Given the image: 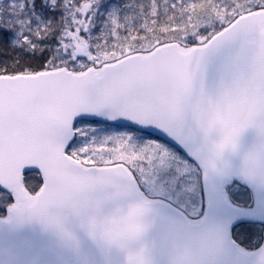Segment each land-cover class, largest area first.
<instances>
[{"label": "water", "instance_id": "95a60500", "mask_svg": "<svg viewBox=\"0 0 264 264\" xmlns=\"http://www.w3.org/2000/svg\"><path fill=\"white\" fill-rule=\"evenodd\" d=\"M80 119L128 125L177 146L201 169L197 219L148 197L123 163L67 154ZM26 171L43 178L35 194ZM247 186L252 204L227 192ZM0 264H264L233 239L264 224V8L203 45L164 43L81 71L0 76Z\"/></svg>", "mask_w": 264, "mask_h": 264}, {"label": "rangeland", "instance_id": "374dc122", "mask_svg": "<svg viewBox=\"0 0 264 264\" xmlns=\"http://www.w3.org/2000/svg\"><path fill=\"white\" fill-rule=\"evenodd\" d=\"M9 1H4L0 6V32L8 29V20L13 15L12 8H16L18 2L17 0ZM149 1L153 2V10L155 11L157 1L145 0V2L141 3L142 5L137 6V10L135 9L134 12L130 10L128 12L127 10L126 13H122L114 0L108 1V3H103L102 0H76L77 3L74 2V8L70 9L69 14L65 17L63 22L67 23V28L62 37L55 43V46H53V49L54 47L56 48L55 53L57 55L53 60H56L57 64L70 62L73 65L72 68L80 69L89 64L88 59L85 57L86 52L98 63L116 58L117 56L111 54V46L119 45L128 39L135 31L136 27L147 30L151 25L155 24L154 21L147 20V15L145 16L144 14L148 12L144 6L147 5ZM187 1L188 10L197 14L200 13L198 17L201 18L203 8L208 6L210 0ZM219 1L224 4V7H231L233 4V2L227 4L230 0ZM247 1L249 2L245 3L244 7L256 6L259 3H264V0ZM11 4L13 7H11ZM240 4L241 3L233 7V13H236V11L238 12L240 7L237 6ZM81 17H84V19L92 18L93 23L88 31V35L76 37L86 29V25H82L81 23ZM16 19L19 21L18 15H16ZM19 23L20 21L18 24ZM17 32L18 36L22 34L20 27H18ZM152 36L155 37L143 42V47L141 48L149 49L160 43V40L156 37H159L158 34H152ZM25 37L32 44L33 40L29 34H26ZM170 39L174 38L169 37L166 40ZM181 40L186 42L183 39ZM135 46L136 45L133 44L127 46L119 56L131 50L138 49ZM3 72L5 71L0 69V73ZM97 125H105L106 127H103V129H106L108 133L102 131ZM76 130L77 138L69 151L71 156L88 164H106L113 161H124L135 171L145 191H147L149 195H161L171 199L184 207L190 215H198L202 212L203 196L199 169L174 147L148 134L139 131L133 133L135 130L130 127L103 124L101 122L91 123L81 121L78 122ZM112 134H116L117 136ZM119 135L123 137L126 143H131L132 147L130 144H126L123 140L119 139ZM139 140L146 141L148 143V148L143 151L140 149L134 156L131 154L130 149L133 148L134 144ZM113 150L120 151V156L112 155L111 152ZM140 153L142 155H140ZM141 156L145 162H141ZM164 162H168L169 166L172 165L185 175L183 183L178 182L174 173L168 174L165 172ZM29 179H31V182H39L35 187H31L32 190H36L41 184L39 175L29 173L26 176V181H29ZM240 189V186L235 185L232 189V194L235 199L245 203L247 200L251 199L250 194L245 188L242 190ZM1 194H4L7 200L10 198L8 194L2 191H0V197L2 196ZM7 202L1 204V214L4 213V210H1V208ZM262 229V225H242L234 231V235L240 242L242 241V243L244 242L254 248L260 243ZM255 234H257L258 237H256Z\"/></svg>", "mask_w": 264, "mask_h": 264}, {"label": "trees", "instance_id": "16d2710c", "mask_svg": "<svg viewBox=\"0 0 264 264\" xmlns=\"http://www.w3.org/2000/svg\"><path fill=\"white\" fill-rule=\"evenodd\" d=\"M157 5L152 12L151 4L144 7L148 10L145 14L147 20L154 21L148 30L142 31L139 28L133 33L136 40L140 37L142 40L149 38L152 34H158L160 38L174 37L179 40L193 41L196 32L206 22L208 17L214 14L216 10L224 9V4L219 0H210L206 8H203L201 18L199 14L190 12L187 0H156ZM243 1V0H242ZM71 0H56L54 5L50 4V0H19L17 12L21 14L18 24L16 20L10 21L9 27L0 32V64L1 69L6 73L23 72L27 69L40 70L53 65L55 58L53 46L62 37L65 29L64 19L72 7ZM131 1L123 5V12L129 10L134 12L138 6V1L131 5ZM231 3L228 1L227 4ZM150 6V7H149ZM137 10V9H136ZM150 10V11H149ZM240 12V11H238ZM238 12L233 13L230 20L234 18ZM91 19H82L86 29L76 37H84L88 35V31L92 25ZM16 25V26H14ZM224 26V24L222 25ZM215 27L208 30L206 35L210 36L213 32L220 29ZM18 27L22 30V34L18 36ZM17 30V31H16ZM34 40L31 44L25 35ZM129 39V38H128Z\"/></svg>", "mask_w": 264, "mask_h": 264}, {"label": "bare ground", "instance_id": "6f19581e", "mask_svg": "<svg viewBox=\"0 0 264 264\" xmlns=\"http://www.w3.org/2000/svg\"><path fill=\"white\" fill-rule=\"evenodd\" d=\"M230 1L233 2L232 6H231V7L229 6L230 8H229V7H225L224 9L216 10V11L214 12V14L211 15V17H208V19L206 20V22L203 23V24H202V27L196 32V35H197V36L203 38V37L206 35V33H207V31H208L209 29H210V30H213L215 27H220V26H222L223 24H225V23L231 18L232 14H233V10H234L233 7H234V6H236V5L239 4V3H242V4H240V5L238 6V7L241 8V7L245 6V3H248V2H249V1H247V0H243V1H240V0H230ZM259 4H261V3H259ZM263 4H264V3H263ZM246 7H253V6H246ZM132 44L134 45V43H132V42H128V43L125 44L124 46H120V45H114V46H111V49H110L111 54H112L113 56H118L121 52H123V51L127 48V46L132 45ZM88 61H89V64H90V65H92V64H96V63H97V65H100V64H102V63H104V62H105V63L109 62L108 60H105V61H103V62L98 63V62H96L92 57H89V58H88ZM97 126H99V128H100L102 131H105V132L108 133V131H107L106 129H103V127H106L105 125H97ZM133 133H137V132H136V131H133ZM112 135L117 136L116 134H112ZM119 136H120L119 139L123 140V142L126 143V142L124 141L123 137H121V135H119ZM113 138H114V137H113ZM126 144H130L131 147H132V144H131V143H126ZM147 146H148V143H147L146 141L139 140V141H137V142L134 144V147L130 149V152H131V154H133V155L135 156V153L139 152L140 149H141L142 151L145 150V149H147V148H148ZM111 154H112V155L120 156L121 152L118 151V150H113V151L111 152ZM140 155H142V154L140 153ZM141 162H145V160H143L142 156H141ZM164 164H165V172H166V173H168V174H172V173H174L175 176H176V179L178 180L179 183H183V182H184V180H185V175H183V174L180 172L179 169L174 168L172 165H170V166H171V167H170L169 164H168V162H167V163L164 162ZM166 164H167L168 166H167ZM32 178H33V177H32ZM235 185H238V186H240L241 188L248 189L247 186H245V185H243V184H241V183L235 181L232 185L228 186V188H227V192H228V194H229L231 200L234 199V196H233V194H232V189L234 188ZM248 193L251 194V191L248 192ZM1 195H2V196L0 197V206H1V204H2L3 202L7 201L6 196H5L4 194H1ZM203 199H204V197H203ZM251 201H252V199L247 200V201L245 202V204L242 203L240 206L248 207V206L250 205ZM255 235H256V237H258L257 234H255Z\"/></svg>", "mask_w": 264, "mask_h": 264}]
</instances>
